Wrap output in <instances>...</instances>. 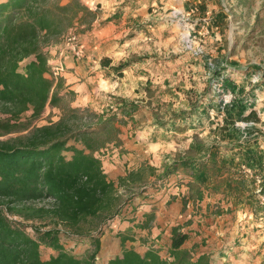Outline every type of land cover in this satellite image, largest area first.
<instances>
[{"label":"trees","instance_id":"1","mask_svg":"<svg viewBox=\"0 0 264 264\" xmlns=\"http://www.w3.org/2000/svg\"><path fill=\"white\" fill-rule=\"evenodd\" d=\"M96 18L97 13L81 0H0V264H97L106 230L135 198L119 194V187L131 188L154 173L150 166L130 171L119 187L108 179L102 151L120 144L125 121L108 110L99 114L90 108H74L75 93L49 65L44 46L57 43L77 26L91 27ZM135 107L124 106L125 114ZM49 108L60 111L59 119L38 126L36 122ZM241 119L258 120V116L252 111ZM233 127L226 126L220 135L236 140L253 135L250 126L245 131ZM236 147H216L214 156L203 159L180 154L166 176L184 163L191 176L189 198L198 201L203 198L207 175L215 169L227 173L228 179L247 184L242 165L258 173L259 162L241 151L243 164L230 163L223 151L232 152ZM182 181L179 186L186 182ZM234 188L236 192L239 189ZM255 198L250 192L249 202ZM143 218L138 227L149 229L154 215ZM120 235L121 254L108 264H212L208 254L184 248L189 235L180 225L170 234L172 262L153 245L144 254L127 247L135 238ZM64 237L76 239L80 245V239L90 243L84 245L83 253L76 254L67 245L74 242H62ZM42 248L54 254L43 259Z\"/></svg>","mask_w":264,"mask_h":264},{"label":"rangeland","instance_id":"2","mask_svg":"<svg viewBox=\"0 0 264 264\" xmlns=\"http://www.w3.org/2000/svg\"><path fill=\"white\" fill-rule=\"evenodd\" d=\"M67 1L65 0V2ZM81 1L83 2V0ZM118 1L121 2V6L129 2V0ZM213 2L212 6H215V10L223 11L221 3H217V0H213ZM225 3L228 14L225 18L231 17L232 21H228L222 26L212 24L213 13H210L209 16L203 15L199 9L200 5L195 7V13L182 15L176 13L174 8L166 9L165 4H159L153 7L156 9L153 18L140 27L147 28L149 26V30L160 27L161 30H164V27L168 26L169 29L164 30L163 33L166 38V36H176V25L180 23L183 26L178 35V39H182H180L181 43L178 44V49H176L177 47L174 48L175 51L172 49L173 53L168 58H165L164 55L160 56L162 60L159 61L168 63V68L160 70L166 73V77L163 76V80L159 78L158 84L154 79L153 87L143 88V96L146 99L131 97V99L139 102L144 101L149 119L152 120V123L146 125L148 134H145L144 142H141L139 149L135 150V152L139 150L136 152L138 155L135 156L145 161L146 164L150 157L153 164L158 166L161 162L164 164L171 162V165L180 154L183 156L189 154V151L193 152L194 155L200 154L199 159L208 158L214 156L213 151L216 147L225 149L229 145L237 147L232 152L223 151V154H227L228 160L238 157L242 150L249 151L253 155L260 153V156L264 157V0H225ZM208 5H204L206 11L211 8ZM126 6L133 10L129 4ZM73 30L75 32V29ZM67 35L68 33L57 43L45 45L44 50L47 52L50 48L61 43L66 47L65 37ZM208 39L215 40V43L211 42V48L214 49V52H210V54L206 52ZM217 42L221 45V49H215L218 45ZM135 58V56H130L128 60L132 62ZM50 59H52V55L49 54ZM150 61L154 62V60ZM27 62L24 61L23 63ZM146 64L147 61H145ZM58 74L59 76L62 75L61 73ZM165 78H167V85H170L167 89L163 87ZM136 94L140 96V94ZM67 98L70 99L71 96ZM110 101L112 103L106 106L105 110L100 107L96 110L91 107L77 106L76 97H74L72 106L77 109L90 108L99 114L108 110L109 114L114 113L118 115L119 119L124 118L123 114L118 113L117 105L113 103V100ZM242 111L243 115H241ZM252 111L256 112L258 120L244 121L241 119L242 116L245 117ZM30 114L28 113V115ZM180 114L184 115L186 120H180V117L182 118ZM59 116L60 111L58 109L49 108L36 124L38 126L46 125L49 121H57ZM230 120H233V123H230ZM232 124L234 125L233 128L242 131H245L249 126L252 127L253 135L250 139L243 138L240 140L229 135L226 138H221L218 135L219 131L224 130L229 125L232 127ZM123 125L125 124L123 123L121 126ZM139 141H143V138H139ZM190 145L193 147L191 148ZM239 157V164H243L244 157L241 160ZM243 167L244 165H242L241 170ZM182 168L180 169L181 173H183ZM244 174H247L249 179V189L246 194L253 191L256 196L254 202H257L255 205L260 207L256 208L258 212L255 211L253 216L250 214L241 221L243 227L239 229L237 247L242 246L244 248L243 254L251 252L250 254L255 261L264 264V167L258 173L251 171L244 172ZM152 175H147L144 182L131 188L119 187V194L122 193L124 196L141 194L150 186L147 180ZM169 175V177H173V172ZM255 205L251 204L247 208L251 211L250 209ZM137 206L135 205L134 208H138ZM168 209L169 205L165 206V211ZM221 210L223 209L219 205H215L213 213H218ZM138 215L142 216L143 212L138 213ZM129 216L135 217L131 214ZM125 217H128V214ZM168 217V213H162L160 216L161 224H159L164 227V231L168 229L166 237H169L172 228L178 226L180 222L173 217ZM12 218L19 220L15 216ZM31 224L27 223L29 226ZM27 231L31 235L33 234L31 227H27ZM155 232L158 234L159 231ZM120 234L133 236L135 241H128L126 246L135 248L141 254L147 251L149 245H153L160 251L162 248H168L167 239L163 236L156 242V237L153 239L151 236L143 237L133 231L131 233L123 229L121 231L120 215L102 237L104 251L102 250L100 253L97 264H108L111 258L121 254ZM242 234L245 235L246 243H241L245 240L244 237L242 239ZM73 242L67 244L68 248L72 251H77L80 248L78 251L83 252L85 246L80 245L79 241ZM230 243L233 245L232 241ZM208 244L211 246L210 242ZM227 247H230L229 244ZM41 252L43 259H48L54 254L46 248H42ZM224 252L223 256H219L216 261L229 264V250Z\"/></svg>","mask_w":264,"mask_h":264},{"label":"crops","instance_id":"3","mask_svg":"<svg viewBox=\"0 0 264 264\" xmlns=\"http://www.w3.org/2000/svg\"><path fill=\"white\" fill-rule=\"evenodd\" d=\"M224 1L217 0V3H221L223 10L219 11L215 10V6H212L213 0H129L126 5L129 4L133 10H130L126 5L121 6V2L118 0H83L85 5L97 13V18L89 28L83 26L75 28V32L79 36L81 56H75L67 46H63V43L50 48L47 52L52 55V59L49 60L51 68L63 67L61 77L65 79L68 89L75 93L77 106L91 107L96 110L100 107L105 110V107L112 103L110 101L112 99L113 103L117 105L118 113L124 115V118L121 119L126 123L121 126L120 144L112 145L102 151L103 169L108 179L116 187H119L121 178L126 177L130 171H138L147 166L154 169L153 175L147 180L150 186L141 194L135 195L132 204L128 205L129 211L122 215L121 231L122 229L133 231L143 237L151 236L153 239L156 237V242L163 236L167 239L169 248L170 235L169 237L165 236L168 229L164 231V227L159 225L162 213H168L169 217L180 221L179 224L183 226V231L189 235L184 248L195 251L197 254H208L212 264H224L216 260L219 256H223L225 250H229V264H261L252 258L251 252L243 254L244 248L237 247L239 229L243 227L241 221L250 214L253 216V213L258 212L256 208L260 207H256L257 202H254V199L250 200L251 203L249 202L250 193L246 194L248 183L238 179H228L227 173L224 174L220 169H215L207 175L210 177H207L206 183L202 187V200H192L189 198L190 187L188 186V182L191 181L190 171L184 163L178 166L177 173L173 172V177H169L170 175L166 176L165 172L170 168L171 162L167 164L161 162L158 166L153 164L149 157V164H146L145 161L136 157L138 155L136 152L139 150L135 152L139 149L141 142H144L145 134H148L146 125L152 123V120L149 119L144 101L139 102L131 97L146 99L143 96V88L153 87L154 79L158 84L159 78L163 80V76L166 77V73L160 70L168 68V63L159 61L162 60L160 56L164 55L165 58H168L175 47L178 49L182 40L178 39V35L183 29L182 24L179 23L175 28L177 29L176 36H166L165 38L163 33L164 30L169 29L168 26H165L164 30H161L160 27H156L154 30H149V26L147 28L140 27L153 18L156 11L153 7L159 4H165L166 9L174 8L176 13L182 15L195 13V7L200 5L199 9L203 15L209 16L210 13H213L212 24L222 26L224 23L232 21L231 17L225 18L228 14ZM204 5L211 6L210 10L206 11ZM207 42L206 52L210 54V52H214L211 42L215 43V40L208 39ZM215 49H221V45L218 44ZM130 56L136 58L130 62L128 60ZM103 60H107L106 63H103ZM150 60H154V62ZM145 61H147L146 65ZM121 64L125 66L122 69L119 67ZM166 82L167 78H165L163 86L165 89L170 87ZM136 93L140 96H137ZM132 102L136 107L127 116L124 106L128 107ZM183 119L186 120V117H180V120ZM218 135L223 137L220 133ZM139 138H143V141H139ZM151 145L153 146V143ZM190 147L193 146L190 145ZM190 153L194 155L193 152L189 151ZM242 153L259 162L260 167L257 168V171L263 169L264 157H261L260 153L253 155L251 152L243 150ZM234 155L236 156V154ZM242 155L238 156L240 160L244 157ZM194 157L199 159L200 154L194 155ZM238 157L231 158L234 160L232 163L236 166L239 164ZM181 168L183 173L180 172ZM182 180L186 182L179 186V183L183 182ZM235 186L239 188L237 192ZM245 186L246 189H244ZM251 204H254L255 207H250L251 211H249L247 206ZM135 205H138V208H134ZM168 205L169 209L165 211V206ZM215 205H219L223 210L213 213ZM142 212L143 215L139 216L138 213ZM150 213L154 215V220L149 229L138 227L137 222L145 214ZM127 214L128 217H125ZM129 214L135 218H131ZM136 218L137 220L134 222L133 220ZM155 231H159L158 234ZM244 236V234L241 235L242 239ZM244 239V241L241 240V243L247 242L245 237ZM101 241L103 246V240ZM230 241L233 242V245ZM209 242L211 246L208 244ZM79 249L75 251L76 254L80 253ZM248 249L250 251V246ZM52 253L54 252L52 251Z\"/></svg>","mask_w":264,"mask_h":264},{"label":"built area","instance_id":"4","mask_svg":"<svg viewBox=\"0 0 264 264\" xmlns=\"http://www.w3.org/2000/svg\"><path fill=\"white\" fill-rule=\"evenodd\" d=\"M65 39H66L65 42H66L68 49L71 50L75 56L80 57L81 56V50H80V44H79V36L74 32L73 29L68 32V35L65 37ZM52 70L54 71L55 76H59L58 73L63 72V67H55ZM243 171L245 173L251 172V170L246 168V167H243ZM127 208H128V206H126L123 209V211L126 212ZM123 211H122V214H123ZM125 212H124V214H125ZM64 241L72 242V241H76V239H73L70 237H64L62 239V242H64ZM80 242L82 245H88L90 243V240L85 238V239H80ZM160 254L165 260H167L169 262H172L174 260L173 257L169 253V248H164V249L162 248V250L160 251ZM98 261H99V257L97 258V262Z\"/></svg>","mask_w":264,"mask_h":264}]
</instances>
